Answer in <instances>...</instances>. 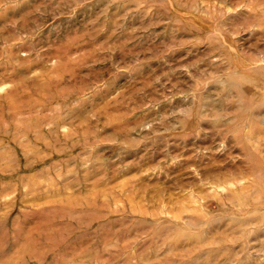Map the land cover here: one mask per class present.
Instances as JSON below:
<instances>
[{
	"label": "rangeland",
	"instance_id": "1",
	"mask_svg": "<svg viewBox=\"0 0 264 264\" xmlns=\"http://www.w3.org/2000/svg\"><path fill=\"white\" fill-rule=\"evenodd\" d=\"M0 264H264V0H0Z\"/></svg>",
	"mask_w": 264,
	"mask_h": 264
}]
</instances>
